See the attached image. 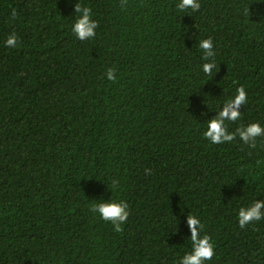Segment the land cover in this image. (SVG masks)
Listing matches in <instances>:
<instances>
[{
    "label": "trees",
    "instance_id": "obj_1",
    "mask_svg": "<svg viewBox=\"0 0 264 264\" xmlns=\"http://www.w3.org/2000/svg\"><path fill=\"white\" fill-rule=\"evenodd\" d=\"M79 2L98 23L84 41L71 31ZM176 2L0 0V264H177L190 213L215 244L211 264H264V221H237L264 200V138L203 136L239 86L248 103L229 131L264 125V5ZM207 38L213 77L200 67ZM111 197L129 206L119 232L91 211Z\"/></svg>",
    "mask_w": 264,
    "mask_h": 264
},
{
    "label": "clouds",
    "instance_id": "obj_2",
    "mask_svg": "<svg viewBox=\"0 0 264 264\" xmlns=\"http://www.w3.org/2000/svg\"><path fill=\"white\" fill-rule=\"evenodd\" d=\"M257 5H264V0H258ZM176 8L184 12L191 9L193 12L199 10V0H177ZM250 11L245 8V14ZM75 20L71 25V31L75 34L76 39L84 41L91 39L96 35L98 27L97 21L93 18L92 11L89 7L83 6L80 2L75 5ZM256 16L261 20L264 19V9H256ZM15 12L12 17H15ZM4 46L8 48L17 47V36L11 33L4 41ZM199 49L203 51L201 71L209 77H213V73H217L218 67L215 60H210L214 57V45L211 38L200 40L198 43ZM108 80H115V69L109 68L106 72ZM248 103V93L244 86L235 88L234 94L225 99L212 119L207 120V126L203 132L205 139L211 144L230 143L237 137L249 147H256L257 138H264V125L260 122H249L236 127L234 131H229L227 122L235 123L241 118L240 108ZM209 108V107H208ZM214 110V109H212ZM207 116V113H202ZM119 181L110 180V187L113 192L118 189ZM264 200H252L247 205H242L237 211V221L240 228H244L253 221H264ZM91 211L97 213L99 217L111 222L114 225L115 231H121L122 225L129 217V206L122 199H113L111 197L105 202L94 203L91 205ZM183 211V209H181ZM186 223L190 232L189 243L190 250L186 251L179 257L177 264H211L215 253V244L210 237L202 234L203 225L200 218L190 213L187 215Z\"/></svg>",
    "mask_w": 264,
    "mask_h": 264
}]
</instances>
